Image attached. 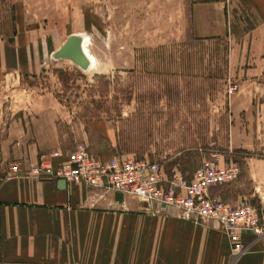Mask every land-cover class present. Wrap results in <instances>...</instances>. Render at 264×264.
I'll use <instances>...</instances> for the list:
<instances>
[{"label": "rangeland", "instance_id": "1", "mask_svg": "<svg viewBox=\"0 0 264 264\" xmlns=\"http://www.w3.org/2000/svg\"><path fill=\"white\" fill-rule=\"evenodd\" d=\"M215 1L0 0V51L23 63L0 75V164L25 158L51 125L60 142L48 153L84 144L158 162L172 178L205 161L237 164L238 178L213 193L252 204L263 233L250 235H263L264 72L252 47L234 54L229 23L228 35L202 36L193 4ZM74 32L88 69L55 56Z\"/></svg>", "mask_w": 264, "mask_h": 264}, {"label": "crops", "instance_id": "2", "mask_svg": "<svg viewBox=\"0 0 264 264\" xmlns=\"http://www.w3.org/2000/svg\"><path fill=\"white\" fill-rule=\"evenodd\" d=\"M193 6L202 36L228 35L229 23L230 36L238 39L234 54H242L245 44L252 47L245 53L256 55V70L264 72V0ZM7 53L4 46L0 75L21 73V58L8 64ZM58 135L53 125L40 128L28 142L30 153L16 162L20 173L0 164V264H264V234H245V249L237 253L218 223L185 219L173 208L148 210L124 193L33 174L36 165L61 161L45 152L57 147Z\"/></svg>", "mask_w": 264, "mask_h": 264}, {"label": "built area", "instance_id": "3", "mask_svg": "<svg viewBox=\"0 0 264 264\" xmlns=\"http://www.w3.org/2000/svg\"><path fill=\"white\" fill-rule=\"evenodd\" d=\"M52 156L61 159L57 166L43 163L34 166L32 173L84 183L96 190L124 193L148 210L173 208L185 219L218 223L231 235L237 253L245 249V234L263 233L259 213L252 204L234 205L212 194L213 187L238 178L237 164L221 166L215 161H205L193 177L181 173L172 178L158 162L137 157L98 156L84 144L68 152L56 150ZM12 170L20 173V165H13Z\"/></svg>", "mask_w": 264, "mask_h": 264}, {"label": "water", "instance_id": "4", "mask_svg": "<svg viewBox=\"0 0 264 264\" xmlns=\"http://www.w3.org/2000/svg\"><path fill=\"white\" fill-rule=\"evenodd\" d=\"M57 58H68L75 61L83 69L90 67V59L83 50V42L80 36L70 37L67 42L55 52ZM63 185L67 183L62 180Z\"/></svg>", "mask_w": 264, "mask_h": 264}, {"label": "bare ground", "instance_id": "5", "mask_svg": "<svg viewBox=\"0 0 264 264\" xmlns=\"http://www.w3.org/2000/svg\"><path fill=\"white\" fill-rule=\"evenodd\" d=\"M73 36H78V34H77V32H74V33H71V37H73ZM86 38V37H85ZM84 39V38H83ZM85 41V43H84V47H83V49L85 50V52H86V54L89 56V59H90V63L91 64H93V60H92V57L89 55V53H88V49H87V40H84Z\"/></svg>", "mask_w": 264, "mask_h": 264}]
</instances>
